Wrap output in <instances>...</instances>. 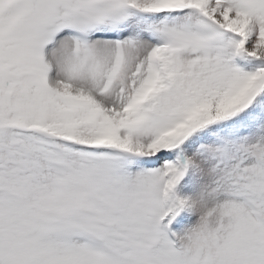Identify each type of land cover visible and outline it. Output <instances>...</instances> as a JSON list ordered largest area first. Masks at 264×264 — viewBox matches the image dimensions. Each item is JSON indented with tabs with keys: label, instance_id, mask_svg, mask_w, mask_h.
Instances as JSON below:
<instances>
[{
	"label": "snow or ice",
	"instance_id": "1",
	"mask_svg": "<svg viewBox=\"0 0 264 264\" xmlns=\"http://www.w3.org/2000/svg\"><path fill=\"white\" fill-rule=\"evenodd\" d=\"M0 264H264V0H0Z\"/></svg>",
	"mask_w": 264,
	"mask_h": 264
}]
</instances>
